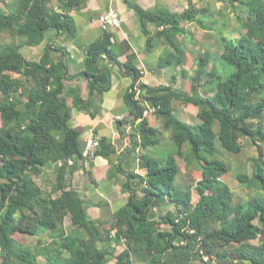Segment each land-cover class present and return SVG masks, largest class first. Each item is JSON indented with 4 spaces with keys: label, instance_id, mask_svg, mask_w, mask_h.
<instances>
[{
    "label": "trees",
    "instance_id": "16d2710c",
    "mask_svg": "<svg viewBox=\"0 0 264 264\" xmlns=\"http://www.w3.org/2000/svg\"><path fill=\"white\" fill-rule=\"evenodd\" d=\"M49 1L18 0L11 13L0 10V20H7L2 29L13 33L20 25L32 24L35 32L53 28L58 35L73 33L70 12L78 6V0H60L61 13L54 9L44 13ZM124 1L134 11L144 32L146 23L169 25L171 31L166 38L181 33L180 22L196 20L198 14L192 5L182 13H151L131 7L129 0ZM227 1L239 2L248 9L256 0ZM262 26L263 15L247 22V35L238 39L233 56L221 58L225 71L207 72L205 57L199 58L193 89L205 79L211 96L197 100V124H188L174 115L171 98L175 93L170 88L154 89L140 84L142 97L157 107L156 117L162 120L165 130H170L175 151L165 158L148 154L140 157V167L146 174L127 176L123 188L130 194L126 204L114 214L113 239L109 231L87 216L82 200L73 189L58 188L60 194L53 197L52 193H43L36 182L47 167L55 165L64 171L65 166L58 167V162L64 164L70 158L74 163L82 158L81 134L68 127L70 109L61 96L64 61H51L48 66L45 63L49 61L30 62L23 58L17 46L5 47L0 52V87L4 86V93L0 88V264H9L6 260L10 257L38 264L36 257L43 252L52 264H104L108 256H113L115 264H132L134 256L146 258L147 264H192L197 260L199 264H207L199 251L211 258H226L219 252L226 245L225 235L236 245H248L249 241L260 239L259 249L251 256L240 252L238 259L243 264H264V257L258 256L264 252V176L258 173L259 165L264 164V37L256 36V29ZM110 39L111 35L104 33L87 48L84 66L90 92L108 88L107 75L97 65L102 58L115 62ZM132 58L128 56L127 68L131 67ZM228 66L233 67L229 73ZM131 71L135 82L139 72L134 68ZM7 72L19 74L22 81L12 80ZM19 89L22 94L17 96ZM22 96L26 97V103L21 100ZM128 102L134 117L141 118L142 105L131 93ZM91 105V97L88 102L76 103L80 111L93 116L89 111ZM38 110L41 114H37ZM52 115L60 119L57 130L63 132L61 139L46 127ZM138 128L140 144L134 142V147L153 146L154 129L147 120H141ZM242 138L255 146L257 157L252 160L250 173L240 172L235 178L238 187L253 194L246 201H234L233 189L222 179L230 168L214 156L218 145L228 153L240 154ZM185 145L187 151L183 150ZM108 151L109 145L102 141L97 154L105 156ZM176 157L194 163L201 172L195 188L184 190L176 185ZM75 169L72 166L69 172ZM129 179L135 180L133 190ZM170 204L171 210L159 217L156 215V210L162 212ZM66 215L72 217L77 228L85 231V238L65 235L62 217ZM33 225L52 235L51 244L42 247L38 254L26 245L16 247L11 238L16 233L33 235ZM110 241L115 245L124 241L125 247L116 254L107 247ZM62 243L68 245L62 246ZM62 251L68 255L66 259L60 258ZM51 253H57L56 258L52 259Z\"/></svg>",
    "mask_w": 264,
    "mask_h": 264
},
{
    "label": "crops",
    "instance_id": "0c3cea01",
    "mask_svg": "<svg viewBox=\"0 0 264 264\" xmlns=\"http://www.w3.org/2000/svg\"><path fill=\"white\" fill-rule=\"evenodd\" d=\"M17 1L0 0V10L5 14L11 13ZM263 2L264 0H256L246 9L239 2L231 4L227 0L128 1L131 7L136 6L151 13H182L191 5L193 9L198 10L196 20L180 22L179 28L182 32L169 35L168 38L165 35L171 31L169 25L157 26L146 23V32H144L134 11L124 0H78V6L70 12L74 32L69 34L58 35L53 28L43 33L35 32L32 24L20 25L12 33L2 29L7 20H0V52L8 45H14L19 48L23 58L30 62L49 61L45 63L48 66L51 61H64L66 70L62 79L61 96L70 109L67 125L70 129L80 132L82 150L85 148L84 139L89 130H92L99 139L98 150L102 141L109 145L108 154L105 156L99 154L93 158L82 156L72 165L64 163L62 165L65 166L64 171H59L55 165L44 169L40 177L36 179L43 193H52L53 197H56L60 194L58 188L73 189L82 200L87 216L102 229L109 231L113 239L114 214L126 204L130 194L123 188L127 183V176L129 174L144 176L146 171L140 167V157L143 154L159 157L164 147L173 144L170 130H165L162 120L154 115L147 122L149 127L154 129L152 140L155 144L145 149L140 146L134 147V142L140 144L141 135L138 125L141 118L134 117L128 102L130 88L134 82L131 68L139 72L140 84L154 89L170 88L175 93L171 98L174 115L188 124H197L199 122L197 100L211 96L210 89L205 87V79L196 85L195 90L193 89V78L199 58L205 57L207 72L225 71L226 65L221 58L233 56L236 42L240 37L247 35L248 21L255 20L258 15L264 16ZM51 9L61 13L60 0H50L44 6V13H48ZM108 11L117 13L121 20L118 25H110L104 29L100 17ZM104 33L111 35V50L116 55V60L108 62L107 59L102 58L99 61L98 70L107 75L108 88L102 90L101 87L90 92V80L85 74L84 66L87 48ZM256 36L264 37V26L256 29ZM129 55L133 58L131 67L127 68L125 65L128 63ZM6 74L14 81H22L17 73L7 72ZM202 76L204 78L205 75ZM0 88L3 92L4 86L1 85ZM20 94L22 93L19 89L16 95ZM90 97L92 105L89 111L94 114L93 116L76 107V103L88 102ZM21 100L24 103L27 102L25 96H22ZM37 114H41L40 110ZM59 121L57 115H52L46 127L54 136L61 139L63 132L57 130ZM241 141L242 139L239 143L242 145ZM183 150L187 151L188 146H183ZM174 151L175 148L172 153ZM160 156L164 157V155ZM175 159L178 166L176 185L184 190L195 188V184L201 180V172L194 163L185 162L182 157ZM72 166L76 169L70 173L69 168ZM223 181L232 188L229 180L223 179ZM128 182L133 190L135 180L129 179ZM195 198L194 195L192 199ZM172 208L170 204L164 207L162 212L160 209L156 210V215L159 217ZM62 223L66 236H76L80 239L86 237L85 231L77 228L70 215L62 217ZM33 227V235L16 233L11 238L16 247L26 245L38 254L42 247L51 244L52 235L42 227L36 225ZM250 242L253 241H249L248 245ZM63 245L67 246L68 243H62ZM107 247L118 254L125 245L124 241L120 245L110 241ZM51 255L54 259L57 253H51ZM67 256L66 252L62 251L60 258L66 259ZM236 258L239 257L236 255ZM36 259L38 264H52L46 260L44 252L38 254ZM132 259V264H147L146 258L134 256ZM6 262L27 264L15 257L8 258ZM197 262L194 261L192 264ZM104 264H115V259L113 256H108ZM207 264H215V262L212 260L211 263L210 260Z\"/></svg>",
    "mask_w": 264,
    "mask_h": 264
},
{
    "label": "rangeland",
    "instance_id": "374dc122",
    "mask_svg": "<svg viewBox=\"0 0 264 264\" xmlns=\"http://www.w3.org/2000/svg\"><path fill=\"white\" fill-rule=\"evenodd\" d=\"M231 70H233V67L228 66L227 73H229ZM241 143L243 145V151L238 155L228 153L227 151H225L223 148L219 147L218 145V151L216 153V156H214L215 159L224 161L226 164H228L230 168L229 173H226L225 175H223V179L229 180L230 184L232 185V189L235 194L234 201H246L253 194L251 190L242 189L238 187L237 180L235 179V175L240 172L250 173L252 160H255L257 157L256 148L249 139L242 138ZM174 148H175V145L173 144H171L169 147H164L162 154H160V155H164V157L160 155L158 156L160 158H165L166 156L172 153V150H174ZM263 152H264V145H263ZM154 156H157V155L154 154ZM263 160H264V157H263ZM258 173L264 176V164L259 165ZM195 200L196 198L193 200V202ZM223 240H225L226 245L223 246L219 250V252L221 254H225L226 258L219 260L218 258L213 257L211 259V263L213 260L215 264H218L219 262H225V264H243V263L238 262L236 255L238 256V254L241 252V253H245V255L251 256L254 250L259 249V247L262 244V241L260 239H257L256 241L250 242L249 245H236L235 243L233 244L231 242V240L228 238L227 235L224 236ZM256 254L258 255V253ZM258 256L259 258H261L262 256L264 257V252H263V255L259 254ZM197 261L199 262V260ZM235 261L237 263H235ZM198 262L197 264L200 263ZM207 263H210V262H207ZM10 264H18V263L12 262Z\"/></svg>",
    "mask_w": 264,
    "mask_h": 264
},
{
    "label": "built area",
    "instance_id": "2783aa9c",
    "mask_svg": "<svg viewBox=\"0 0 264 264\" xmlns=\"http://www.w3.org/2000/svg\"><path fill=\"white\" fill-rule=\"evenodd\" d=\"M120 20L121 18L114 11H108L100 17V21L104 29H107L110 25H118L120 23ZM130 93L133 94V99H135L142 105L141 120H149L156 114L157 107L149 104V102L142 97L139 79L133 82L130 88ZM84 145L85 148L82 152L83 157L93 158L97 155L99 139L92 130L88 131L87 137L84 139ZM66 163L68 165H72L73 160L69 158L66 160ZM62 165V161L58 162L59 167H61ZM199 256L204 263L210 262L211 260V257L208 254H205L203 251H199Z\"/></svg>",
    "mask_w": 264,
    "mask_h": 264
}]
</instances>
